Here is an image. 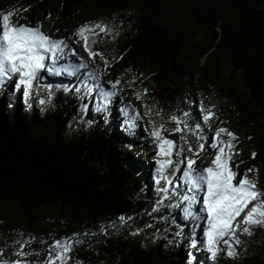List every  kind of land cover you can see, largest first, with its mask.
<instances>
[{"label": "trees", "instance_id": "16d2710c", "mask_svg": "<svg viewBox=\"0 0 264 264\" xmlns=\"http://www.w3.org/2000/svg\"><path fill=\"white\" fill-rule=\"evenodd\" d=\"M10 1H0V14L13 11V19L24 17L19 22L25 24L39 21L57 37L71 35L85 22L111 26L115 37L102 35L95 45L111 61L104 79H136L135 85L126 86L125 98L139 107L133 88H147L146 102L155 101L165 116L187 108L186 98L215 105L218 119L213 126L224 121L220 126L237 136V148L246 139L243 162L258 168V187L264 189V0ZM73 47L87 57L82 43ZM65 78L69 79L60 83L71 87L74 78ZM53 91L54 106L43 112L35 99L31 108L22 109L18 92L0 105L4 258H16L11 253L19 245L13 241L35 237L25 248L33 253L26 259L43 264L54 240L90 232L95 235L82 238L68 264H187L189 252L203 264L206 253L190 248L187 239L169 245L165 239L149 238L155 228L173 226L171 219L167 224L153 219L166 210L147 214L155 199L154 151L143 129L132 135L122 127L118 103L106 122L105 114L94 106L87 115L79 111L81 101L74 93ZM41 94L47 90L41 88ZM74 116L94 122L85 128ZM145 185L146 192H141ZM121 214L133 220L119 230L100 232L101 224L114 222ZM172 215L188 225L184 229L188 232L189 222ZM148 223L155 228L131 234ZM240 238L245 244L237 259L221 255L207 264H264V228Z\"/></svg>", "mask_w": 264, "mask_h": 264}, {"label": "snow or ice", "instance_id": "6c2138e0", "mask_svg": "<svg viewBox=\"0 0 264 264\" xmlns=\"http://www.w3.org/2000/svg\"><path fill=\"white\" fill-rule=\"evenodd\" d=\"M13 17V11L0 14V91L6 90V85L12 82V93H21L26 109L32 107L31 101L35 99L42 112L54 106V89L72 92L81 101L79 111L87 115L90 106H94L97 113L105 114L106 122L114 103H118L122 127L132 135L142 128L150 140L154 151L151 190L155 199L147 214L152 216L166 210L167 214L153 219L164 224L171 219L176 230L168 226L155 228L148 223L131 234L135 236L145 229L155 228L149 237L152 240L165 239L172 245L187 239L190 248L207 253L203 264L215 262L221 255L237 259L238 249L245 244L240 237H251L255 229L264 228V189L258 187L256 177L250 175L256 172L254 167L241 170L239 164H234L240 155L238 138L228 128L220 126L224 121L213 126L218 119L213 111L215 105L205 106L203 101L197 104L186 98L183 103L187 108H179L165 116L155 101L146 102L147 88L139 91L133 88L132 96L140 102L137 107L132 99L124 96L126 86L135 85L136 79H104L111 61L95 45L99 42L97 37H115L117 33L111 26L103 21L85 22L71 35L57 37L55 32L44 30L39 21L25 24L19 19L26 18ZM81 43L87 58L73 47ZM60 76L72 77L75 82L71 87L44 82L47 77ZM41 88L47 90L46 95L41 94ZM73 120L85 128L94 122L83 116H74ZM169 124L174 126L169 127ZM255 155L252 154L253 158ZM146 190L147 185L141 192ZM176 209L182 213L183 220L189 222L188 232L184 230L188 225L178 223L172 215ZM132 220L133 216L121 214L116 221L101 224L99 230L107 234L108 229L119 230ZM89 235L95 233H73L70 237L54 240L48 246L43 264H68L74 247ZM34 239L12 242L19 245L11 253L15 259H5V250L0 248V264H34L26 259L33 253L25 251ZM187 264H198L195 253H188Z\"/></svg>", "mask_w": 264, "mask_h": 264}, {"label": "rangeland", "instance_id": "374dc122", "mask_svg": "<svg viewBox=\"0 0 264 264\" xmlns=\"http://www.w3.org/2000/svg\"><path fill=\"white\" fill-rule=\"evenodd\" d=\"M0 1H5V3H6V2H7V3H11L10 0H0ZM7 3H6V4H7ZM81 56H83L84 58H87L86 55H81ZM49 79H53V77H47L46 80H45L44 82H45V83L49 82ZM66 79H69V78H66ZM9 95L12 96V82H9L8 85H6V90H4V91H0V105H1L2 103H5V102H6L7 97H9ZM18 100H19L20 104L23 105L22 109H25L26 106H25V104H24V102H23V100H22V96H21V93H20V92H18ZM242 140H243V141L241 142V145H240V147L238 148V150H239V152H240V155L235 159L234 164H239V168H240L241 170H244V169H246V168H248V167H254V166L251 165V164H246V163H244V162H243V163H240V161H243V160H244V156H246V154H248V150L246 149V139H242ZM239 158H240L241 160H240ZM254 168L256 169V172H254V173H252V174H250V175L255 176L256 179H257V182H258L259 180H261V173L258 171V168H257V167H254ZM173 213H174V215H176V217L178 218V220H179L180 222L183 221L182 213L177 214V211H176V210H175ZM205 255H206V257H207V253H206ZM68 262L71 263V260L69 259Z\"/></svg>", "mask_w": 264, "mask_h": 264}]
</instances>
